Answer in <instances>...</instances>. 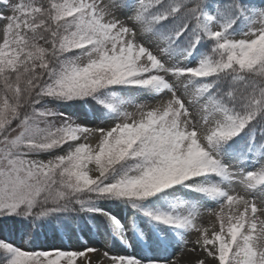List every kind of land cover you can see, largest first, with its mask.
Segmentation results:
<instances>
[{"label":"snow or ice","instance_id":"snow-or-ice-1","mask_svg":"<svg viewBox=\"0 0 264 264\" xmlns=\"http://www.w3.org/2000/svg\"><path fill=\"white\" fill-rule=\"evenodd\" d=\"M45 229L0 264H264V0H0V231Z\"/></svg>","mask_w":264,"mask_h":264},{"label":"rangeland","instance_id":"rangeland-1","mask_svg":"<svg viewBox=\"0 0 264 264\" xmlns=\"http://www.w3.org/2000/svg\"><path fill=\"white\" fill-rule=\"evenodd\" d=\"M211 218L205 216L203 218V223L205 226H207L210 223ZM14 245L19 246L23 249H29L27 242L22 238L19 242H13ZM78 242L76 237H72L71 241L69 240L68 236L60 233L55 232L52 233L50 236H44L43 240L41 241V245L37 248H34L35 250H49L52 248H69V247H78ZM96 246L100 247L103 250V244L99 240L96 241ZM116 251L120 250L119 245L116 246ZM112 251V250H109ZM192 257H190L188 254H185V256L182 258L180 264H185L186 261H190ZM93 261L94 264H108V261L102 256V252L96 253L93 255Z\"/></svg>","mask_w":264,"mask_h":264},{"label":"trees","instance_id":"trees-1","mask_svg":"<svg viewBox=\"0 0 264 264\" xmlns=\"http://www.w3.org/2000/svg\"><path fill=\"white\" fill-rule=\"evenodd\" d=\"M57 231H54L52 229H45L42 230L41 234L31 240L28 241L20 231H15V232H8V231H0V239H6L7 241L11 242H19L22 238L27 242L28 248L34 249L37 248L41 245V241L43 240V237L45 236H50L52 233H55ZM75 237V236H74ZM118 245V244H117Z\"/></svg>","mask_w":264,"mask_h":264}]
</instances>
